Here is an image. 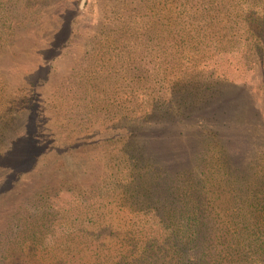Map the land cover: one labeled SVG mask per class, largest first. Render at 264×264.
<instances>
[{"label": "rangeland", "instance_id": "374dc122", "mask_svg": "<svg viewBox=\"0 0 264 264\" xmlns=\"http://www.w3.org/2000/svg\"><path fill=\"white\" fill-rule=\"evenodd\" d=\"M67 1L0 0V264H254L264 0Z\"/></svg>", "mask_w": 264, "mask_h": 264}, {"label": "trees", "instance_id": "16d2710c", "mask_svg": "<svg viewBox=\"0 0 264 264\" xmlns=\"http://www.w3.org/2000/svg\"><path fill=\"white\" fill-rule=\"evenodd\" d=\"M69 1V0H68ZM67 1V2H68ZM54 4V3H53ZM259 249V248H258ZM258 249L255 251V254H259L258 259L256 260V262L254 261V264H264V249L262 248L261 251H258ZM182 255L186 258V259H190V261L192 260V257L190 256L191 251L190 249L188 250L187 248H181ZM241 253V254H240ZM240 254V255H239ZM202 256V255H201ZM255 256V255H254ZM204 256H202V258L200 257L199 263L200 264H204ZM246 260H245V256L243 254V252H237L236 255L230 256L228 257V259L226 260V264H246ZM190 264V263H188ZM248 264V262H247Z\"/></svg>", "mask_w": 264, "mask_h": 264}]
</instances>
